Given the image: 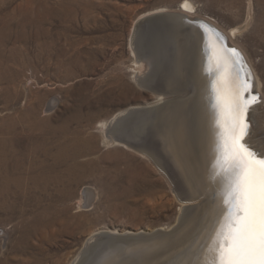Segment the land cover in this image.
I'll use <instances>...</instances> for the list:
<instances>
[{"label": "rangeland", "instance_id": "rangeland-1", "mask_svg": "<svg viewBox=\"0 0 264 264\" xmlns=\"http://www.w3.org/2000/svg\"><path fill=\"white\" fill-rule=\"evenodd\" d=\"M185 1L194 8L186 18H205L227 36L239 27L231 40L264 102V0H0V149L11 168L23 163L15 176L24 178L0 209V264H74L80 255L79 264H117L146 246L104 235L167 230L185 212L179 194H191L192 177L178 142L182 99L124 130L140 134L164 169L105 140L116 115L181 87L174 24L136 25L179 13ZM93 237L100 240L89 247Z\"/></svg>", "mask_w": 264, "mask_h": 264}, {"label": "bare ground", "instance_id": "bare-ground-1", "mask_svg": "<svg viewBox=\"0 0 264 264\" xmlns=\"http://www.w3.org/2000/svg\"><path fill=\"white\" fill-rule=\"evenodd\" d=\"M179 9V13L159 11L157 14L144 15L146 17H140L143 19L136 27L138 30L144 24L149 25L148 23H156L158 20L174 24L177 43L175 42L173 65H177L180 69V74L177 75H180L178 80L181 87L179 90L167 89L166 93L161 90L163 96L168 95V98L158 105L154 103L145 107H135L114 115L107 127L109 131L116 128L121 133L133 118L134 121L136 118L143 119L140 121L144 124L146 116L152 113H157V116L166 107L171 106L172 102L182 99L179 105L181 110L178 142L183 163L191 173L192 191L187 197L180 194L179 197L191 205L184 206L185 212L180 215L178 224H175L181 227L173 235L167 238L151 237L133 240L143 243L146 247L141 249L140 254L135 258L117 264H264V161L249 158V155L238 146V140L246 137L243 143L257 151L259 153L257 156L264 157V148L261 147L264 146V129H262L264 102L260 103L261 96L255 99L251 94L257 95L256 88L260 90V80L252 66L248 64L247 57L242 55L243 52L237 49L231 40L239 32V27L231 29L229 37L205 18H186L185 16L190 17L193 14L194 8L190 2L185 1ZM177 17L179 19H175ZM203 24L209 28H204ZM228 47L233 50H228ZM145 61V65L141 63L142 68L146 65L150 66V61ZM141 74L139 77L142 79ZM143 74L146 75L145 71ZM253 98L255 102H252ZM248 106L249 111H247ZM245 121L249 124L247 131L246 127L240 124ZM251 121L254 123L253 126ZM109 131L107 133L111 134ZM110 137L107 136L105 140L109 144L115 143L113 136L112 140ZM133 139L135 144L132 149L145 153L158 167L162 166L158 155H154L148 145L140 141V134L134 135ZM116 143L126 149L130 148L126 143ZM141 148L148 151L142 152L139 150ZM8 153L0 149V209L5 208V198L12 191L11 183L20 187L23 178L22 173V178L15 176L22 172L23 163L19 161L11 168L8 163ZM226 156L230 157L234 165L237 164L234 173L220 171V160ZM161 168L164 169L163 166ZM230 183L232 185H229ZM89 190L84 192L88 193ZM235 190L239 194V204L243 210V217L237 221L236 229L228 227L231 222L228 204ZM142 234L148 233L131 232L123 235ZM100 237H93L86 244L95 245ZM93 244L89 247L94 246ZM81 257L82 255L74 264H79Z\"/></svg>", "mask_w": 264, "mask_h": 264}, {"label": "water", "instance_id": "water-1", "mask_svg": "<svg viewBox=\"0 0 264 264\" xmlns=\"http://www.w3.org/2000/svg\"><path fill=\"white\" fill-rule=\"evenodd\" d=\"M202 26L204 28L205 27L206 28H209L205 24H203ZM228 50L231 51L233 49L229 48ZM232 52H234V51H232ZM237 55L240 57L239 54H237ZM240 59H241V57H240ZM251 94H253V97L256 99L255 94L254 93H251ZM254 98H253L252 102H255ZM247 111H249V106L247 108ZM246 118H247V116H246ZM240 124H241L242 127H246V131L248 130V128H249L248 122L245 121V122L240 123ZM112 128H113V126H112ZM127 128L128 127H126V128L124 127V130L127 129ZM109 132H111V135L113 136V138H114V140L116 142H118V143H126L128 146H130V148H132V146H134V144H135V141L133 139L134 136L133 135L130 136V134L128 133L129 131L128 132L122 131L124 134H121V133H119L116 130V128H113ZM247 135L248 134H246V136ZM245 138L246 137H243V138H240V141L238 140V146L242 148V150L246 153V155H249V158L256 159L257 161H259V160L260 161H264V157L257 156L259 154L257 151H255L254 149H252L248 144L243 143L245 141ZM241 142H242V144H240ZM139 150H141L142 152L143 151L144 152L145 151H148L147 149L144 150L142 148L139 149ZM235 167H237V164L234 165V163L232 162V160L230 159L229 156H226V157H224V158H222L220 160V171H222V172L232 173L233 171H235ZM229 185H232V184L230 183ZM228 191H229V194H230V190L229 189H228ZM238 195L239 194H237V190L233 191V193H232V195L230 197L229 204H228V208H229V210H228L229 214L228 215H229V218L231 220V222H229L228 227L231 226V227H234L235 229L237 228V225H238L237 221L239 219H241V217H243V210L241 208V205L239 204L240 203V201H239L240 197ZM238 197H239V199H238ZM201 199H204V198H201ZM182 202H184V201H182ZM179 222H181V221H179ZM180 227H181L180 225H174V226H172L171 228H169L167 230L166 229H157V230H154L152 232H148L147 235H139V236L138 235L137 236H129V235H123V234H119V233L117 235H104L101 238V240L102 241L113 242V243H122V244H125V243H128V242L130 243V240H137L138 238H151V237H163V238H167V237L173 235L177 230H179ZM148 235H151V236H148ZM127 264H129V263H127Z\"/></svg>", "mask_w": 264, "mask_h": 264}]
</instances>
